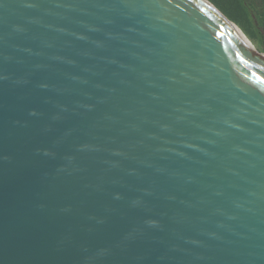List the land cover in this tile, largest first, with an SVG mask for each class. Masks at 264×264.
I'll list each match as a JSON object with an SVG mask.
<instances>
[{
    "label": "water",
    "instance_id": "1",
    "mask_svg": "<svg viewBox=\"0 0 264 264\" xmlns=\"http://www.w3.org/2000/svg\"><path fill=\"white\" fill-rule=\"evenodd\" d=\"M204 1L0 0V264H264V54Z\"/></svg>",
    "mask_w": 264,
    "mask_h": 264
},
{
    "label": "trees",
    "instance_id": "2",
    "mask_svg": "<svg viewBox=\"0 0 264 264\" xmlns=\"http://www.w3.org/2000/svg\"><path fill=\"white\" fill-rule=\"evenodd\" d=\"M208 1L236 24L249 40L253 42L264 41V0ZM254 19L257 24L254 23Z\"/></svg>",
    "mask_w": 264,
    "mask_h": 264
},
{
    "label": "bare ground",
    "instance_id": "3",
    "mask_svg": "<svg viewBox=\"0 0 264 264\" xmlns=\"http://www.w3.org/2000/svg\"><path fill=\"white\" fill-rule=\"evenodd\" d=\"M204 3H206L204 1ZM204 7L213 15H215L216 19L237 39L239 40L249 51L254 54L257 50L254 48L250 40L246 37V35L242 32V30L233 22H231L226 16H224L218 9L211 6L210 4H204ZM264 65V64H263Z\"/></svg>",
    "mask_w": 264,
    "mask_h": 264
},
{
    "label": "rangeland",
    "instance_id": "4",
    "mask_svg": "<svg viewBox=\"0 0 264 264\" xmlns=\"http://www.w3.org/2000/svg\"><path fill=\"white\" fill-rule=\"evenodd\" d=\"M254 23L257 24V21L255 19H254ZM261 41H263V40H260V41L258 40V41H255V42H253V41L250 40V42L252 43V45L254 46V48L259 53L264 54V41L263 42H261Z\"/></svg>",
    "mask_w": 264,
    "mask_h": 264
}]
</instances>
